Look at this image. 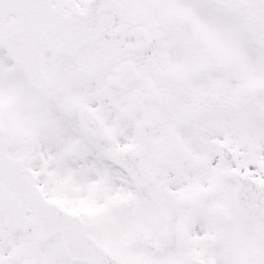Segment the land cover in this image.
Here are the masks:
<instances>
[{"label":"snow or ice","instance_id":"snow-or-ice-1","mask_svg":"<svg viewBox=\"0 0 264 264\" xmlns=\"http://www.w3.org/2000/svg\"><path fill=\"white\" fill-rule=\"evenodd\" d=\"M0 264H264V0H0Z\"/></svg>","mask_w":264,"mask_h":264}]
</instances>
